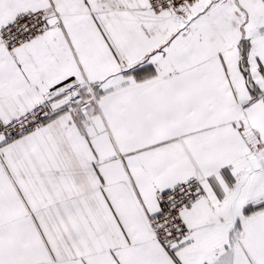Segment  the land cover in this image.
<instances>
[{"label":"snow or ice","instance_id":"snow-or-ice-1","mask_svg":"<svg viewBox=\"0 0 264 264\" xmlns=\"http://www.w3.org/2000/svg\"><path fill=\"white\" fill-rule=\"evenodd\" d=\"M0 264H264V0H0Z\"/></svg>","mask_w":264,"mask_h":264}]
</instances>
